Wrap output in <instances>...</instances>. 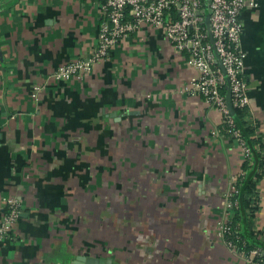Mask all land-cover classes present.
Returning a JSON list of instances; mask_svg holds the SVG:
<instances>
[{
  "label": "crops",
  "instance_id": "1",
  "mask_svg": "<svg viewBox=\"0 0 264 264\" xmlns=\"http://www.w3.org/2000/svg\"><path fill=\"white\" fill-rule=\"evenodd\" d=\"M257 1L241 14V50L245 121L259 124L249 137L264 141ZM103 20L101 0H0V219L7 199L20 204L0 264H246L219 234L242 150L221 114L186 90L196 71L162 27L144 23L81 77L53 78L60 64L91 56ZM117 150L124 183L141 188L100 219L91 189L99 158ZM258 192L253 227L264 237V178Z\"/></svg>",
  "mask_w": 264,
  "mask_h": 264
},
{
  "label": "built area",
  "instance_id": "2",
  "mask_svg": "<svg viewBox=\"0 0 264 264\" xmlns=\"http://www.w3.org/2000/svg\"><path fill=\"white\" fill-rule=\"evenodd\" d=\"M207 0H101L104 20L100 26L97 45L87 60L76 59L60 64L53 73L57 81L81 77L92 64L105 59L119 40L136 31L142 24L162 27L174 49L188 56L189 65L196 71L186 90L200 95L222 116V124L238 142L243 157L250 149L235 125L233 114L227 104L226 90L230 91V103L234 109H249L244 75V58L241 50L243 23L242 11L246 7L256 8L257 0H209L207 5L209 28L205 24ZM38 90V87L34 88ZM236 180V179H235ZM234 180V182H235ZM234 182L229 196L236 192ZM236 205L229 200L228 207ZM20 216V204L15 198L5 201L0 219V242L9 238V231ZM228 216L220 226V235L231 229ZM226 244L235 248L231 241ZM258 250L245 255L246 264H264L256 259Z\"/></svg>",
  "mask_w": 264,
  "mask_h": 264
},
{
  "label": "trees",
  "instance_id": "3",
  "mask_svg": "<svg viewBox=\"0 0 264 264\" xmlns=\"http://www.w3.org/2000/svg\"><path fill=\"white\" fill-rule=\"evenodd\" d=\"M247 116V108L234 109L235 125L240 129L250 155L243 159L242 171L234 182L236 192L229 197L236 205L228 207V225L231 231L224 238L246 256L252 250H258L259 254L255 258L264 260V237L259 236L262 232L253 227V219L259 208L258 182L264 178V141L260 133H257L255 139L249 137L256 132L259 124H247ZM255 144L258 148H255Z\"/></svg>",
  "mask_w": 264,
  "mask_h": 264
},
{
  "label": "rangeland",
  "instance_id": "4",
  "mask_svg": "<svg viewBox=\"0 0 264 264\" xmlns=\"http://www.w3.org/2000/svg\"><path fill=\"white\" fill-rule=\"evenodd\" d=\"M114 47H112V49ZM74 60H76V59H74ZM70 61H73V60H70ZM70 61H68V62H70ZM113 155H114V159L111 161L103 162L101 160V158H99L100 164L102 166L103 165L104 166L102 167L99 164L101 167L98 168V180H95V183L92 186L93 188L91 189L92 194H96V195H98L97 197L99 199H102L101 203H98L96 205V207L100 210V212H99L100 213L99 214L100 219H102V218L104 219V217L108 216V213L111 212V209H114L113 206H115L117 204L121 205L125 195H127L126 199H130L129 195L137 196L138 192L140 191V188H141L140 183L139 184L131 183V182L124 183L123 171H129V169L125 168V170H123V168H124L123 162L125 160L122 157V151L117 150V151H115V153H113ZM137 173H139V171ZM128 175L133 176V174H128ZM236 178H237V176L234 178V180ZM231 189H232V184L229 186V191H231ZM229 191H228V193H229ZM91 192H90V190H88V191L86 190L85 193L87 195V193L89 194ZM85 200L86 201L88 200V202H89V199L85 198ZM132 201H134V200H132ZM107 205L110 207H107ZM84 206H85V204H84ZM83 215L86 219H88V220L91 219V218H87L85 212ZM102 224H103L104 228L107 225V223H105L103 220L100 222V225H102ZM14 228H15V226L9 231V235H11L14 232ZM6 239H9V238L5 237L3 240H6ZM118 251L123 252V250H120V249H118ZM55 260H57V257H55ZM62 263L64 264L63 261H62Z\"/></svg>",
  "mask_w": 264,
  "mask_h": 264
},
{
  "label": "water",
  "instance_id": "5",
  "mask_svg": "<svg viewBox=\"0 0 264 264\" xmlns=\"http://www.w3.org/2000/svg\"><path fill=\"white\" fill-rule=\"evenodd\" d=\"M206 3L207 4H206V7H205V12H206L205 24H206L207 28H209V22H208L209 10H208V7H207V5L209 3V0H207ZM226 99H227V104H228V107L230 109V112L233 113L234 110H233V108L231 106V103H230V91L229 90L227 91ZM85 261H86L85 264H110V259H107L106 261H104L102 259L99 260V259H95V258L89 257V258L85 259Z\"/></svg>",
  "mask_w": 264,
  "mask_h": 264
}]
</instances>
